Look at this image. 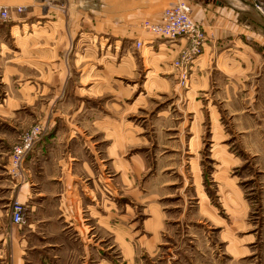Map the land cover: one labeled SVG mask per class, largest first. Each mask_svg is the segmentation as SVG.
<instances>
[{"label":"rangeland","instance_id":"rangeland-1","mask_svg":"<svg viewBox=\"0 0 264 264\" xmlns=\"http://www.w3.org/2000/svg\"><path fill=\"white\" fill-rule=\"evenodd\" d=\"M105 2H98L100 17L106 14ZM247 2L264 16V0H236V5ZM58 6L46 5L39 13L48 14L52 8L55 19L28 20V25L14 24L11 19L0 22V45L5 43L7 52L11 49L7 61L5 57L0 63L2 185L10 180L17 187L27 181L26 160L34 150L25 158L21 175L10 171L13 149L29 129L47 125L48 133L39 143L61 132L60 141L66 144L63 124L68 128L82 125L66 149L62 142L56 143L61 145L59 150L67 157L96 154L94 166L100 171L108 164L105 172L115 180V203L131 209L133 220L150 219L154 207L162 211L170 227L165 248L179 254L172 264H264V76L258 78L255 73L250 83L248 75V84L235 88L215 70L214 82L202 91L203 85H195L193 76L203 54L183 72L176 66L188 41L175 58L164 59L159 47L151 49L143 40L103 36L89 53L85 46L79 48L83 63L70 54L74 75L69 99L61 103L56 98L64 80L54 82L55 69L37 66L41 56L29 59L34 49L29 44H38L25 38L44 27L71 29L75 34L80 27L74 6ZM26 13L27 8L21 14ZM18 26L25 30L11 35ZM105 140L113 142V163L104 161L110 156ZM0 198L6 211L15 199L10 200L4 188ZM23 204L24 223L13 226L12 234L19 238L25 257L30 229L26 227L29 209ZM5 236L0 227V264H7ZM30 239L39 242L38 237Z\"/></svg>","mask_w":264,"mask_h":264},{"label":"crops","instance_id":"crops-1","mask_svg":"<svg viewBox=\"0 0 264 264\" xmlns=\"http://www.w3.org/2000/svg\"><path fill=\"white\" fill-rule=\"evenodd\" d=\"M180 1L192 6L193 18L208 35L205 51L199 63L194 65L195 85L199 83L203 85L202 91H207L214 82L212 77L215 70H219L220 76L225 77L228 84L235 88H244L248 84V75H251L250 83L255 73L258 78L264 76V16L254 10L249 2L237 7L236 0H106V14L101 17L99 0H0V6L10 9L12 23L26 22V25L28 20L55 19L52 8L48 14L44 12L39 15L46 5L54 7L65 3L74 6L79 15L80 27L75 29V34L71 29L63 31L62 27H44L33 34L25 33V38L38 44H29L34 48L30 50L32 55L29 54V59L41 56L42 62L38 60L40 63L37 66L49 71L55 69L58 76H54V82L64 80L63 90L56 98L62 103L69 99V85L74 75L70 54L77 56V63H83L84 57L78 58L79 48L84 50L85 46V53H89L97 47L100 37H109L107 40L118 36L143 40L151 49L159 47V56L162 58H175L178 49L185 46V39L174 44L168 40L159 43L157 37L146 33L139 26L142 27V23L148 20L159 22L164 9ZM18 8H27L26 15L17 12ZM24 30V26L14 27L11 35ZM4 46L7 48L5 43L0 45V63L5 57L7 61L11 54V49L7 52ZM37 46L41 49H37ZM66 51L68 54L62 55ZM24 52L27 53L28 49ZM20 55L24 56L23 50ZM88 56L92 57L93 54ZM29 62L34 64L35 61ZM84 68H88V65H84ZM226 88H229L228 85ZM53 116L54 112L50 117ZM67 125L63 124V138L67 133L66 144L60 141L62 133L59 132L53 139L47 138L39 143L32 155L27 157V181L22 186L16 187L10 180L3 186L0 181V189L6 190L10 200L18 198L29 209L26 227L30 229V234L26 237V245L30 244V247L24 257L18 246L19 238L12 234L11 204L7 211L3 210L0 198V227L6 232V263L172 264L179 254L165 248L169 244L165 233L170 227L162 211L154 207L151 218L141 223L132 219L131 209L125 204L116 205L115 180L113 174L105 172L108 164L103 165L100 171L94 166L98 164L96 154L67 157L64 151L59 150L61 145H56L57 142H62V148L66 149L74 134H80L82 125L69 128ZM68 133L72 134L68 137ZM104 142L108 143L106 152L110 153L104 161L113 163V142ZM122 179H126L125 175ZM31 236L38 237L40 243L31 241ZM40 248L42 251L38 250Z\"/></svg>","mask_w":264,"mask_h":264},{"label":"built area","instance_id":"built-area-1","mask_svg":"<svg viewBox=\"0 0 264 264\" xmlns=\"http://www.w3.org/2000/svg\"><path fill=\"white\" fill-rule=\"evenodd\" d=\"M24 8H18V12H23ZM192 6L180 1L164 9L159 22L144 21L142 28L148 33L164 38L170 42H177L185 39L189 46L183 50L176 62V66L185 71L190 63L200 58L208 43V35L203 26L192 16ZM11 19L10 9L0 6V22H8ZM139 47L142 43L139 42ZM48 133L47 125L33 126L26 132L20 142L14 147L12 152L11 174L19 176L23 173L25 158L35 149L38 143L45 138ZM19 187L21 184H18ZM26 217V207L15 198L11 203V223L13 226H21Z\"/></svg>","mask_w":264,"mask_h":264}]
</instances>
